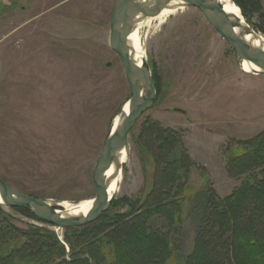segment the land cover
I'll return each mask as SVG.
<instances>
[{"label":"rangeland","instance_id":"rangeland-1","mask_svg":"<svg viewBox=\"0 0 264 264\" xmlns=\"http://www.w3.org/2000/svg\"><path fill=\"white\" fill-rule=\"evenodd\" d=\"M16 1L0 0V178L53 205L93 199L97 159L131 98L124 67L109 45L117 0ZM142 40L160 102L140 121L150 117L184 132L197 166L190 181L195 192L208 183L220 197L230 195L241 180L226 174V151L264 131V74L244 73L195 8L142 29ZM127 152L115 201L151 187L152 167L144 170L131 137ZM4 210L21 228L47 227L59 238L64 233ZM191 211L189 204L182 256L195 238Z\"/></svg>","mask_w":264,"mask_h":264},{"label":"trees","instance_id":"trees-1","mask_svg":"<svg viewBox=\"0 0 264 264\" xmlns=\"http://www.w3.org/2000/svg\"><path fill=\"white\" fill-rule=\"evenodd\" d=\"M232 1L264 35V0ZM152 70L158 104L160 84ZM131 142L144 170H153L147 192L114 201L97 222L65 230L63 240L47 227H19L0 206V264H264V131L227 149L226 174L241 182L225 197L208 183L198 192L190 187L197 166L183 131L147 117L133 129ZM189 204L195 238L182 256ZM13 211L41 223L26 210Z\"/></svg>","mask_w":264,"mask_h":264},{"label":"water","instance_id":"water-1","mask_svg":"<svg viewBox=\"0 0 264 264\" xmlns=\"http://www.w3.org/2000/svg\"><path fill=\"white\" fill-rule=\"evenodd\" d=\"M174 2L180 5H173ZM172 6H180L184 10L198 9L231 47L239 65L248 62L259 69L257 75L264 74V37L251 28L245 19L241 21L229 15L220 0H117L111 16L109 45L124 67L131 98L127 102L128 113L125 116L120 114L122 120L114 130H110L94 167L92 179L96 195L89 213L72 215L60 204L53 205L47 200L23 194L0 178L1 207L26 210L41 223L60 230L84 228L97 222L110 210L115 196L110 197L108 189L118 173H122L121 154L127 151L131 133L137 123L154 108L158 95L149 63L145 60L141 65L137 64L128 39L140 20L156 17ZM250 35L259 38L261 44L257 46L247 41ZM113 165L116 171L108 176Z\"/></svg>","mask_w":264,"mask_h":264},{"label":"bare ground","instance_id":"bare-ground-1","mask_svg":"<svg viewBox=\"0 0 264 264\" xmlns=\"http://www.w3.org/2000/svg\"><path fill=\"white\" fill-rule=\"evenodd\" d=\"M224 10L231 16L239 18L241 21H244V18L242 17V13L240 9L237 7V5L232 3V0H220ZM178 2H174L173 5H180L177 4ZM180 6H172L164 9L158 16L140 20L138 24L136 25L133 33L130 35L128 39V43L130 46V49L132 51V54L134 56L135 61L138 65H141L143 61L146 60L147 56L145 53L144 43L142 40V29H152L156 25L157 27L163 25L168 18L175 15L177 12L183 11V8H179ZM247 41L253 42L254 45L261 44V40L259 38L254 37L253 35H250L247 37ZM241 70L246 74H252L257 75L259 72V69L255 67L254 65L243 62L241 65ZM129 111L128 103L126 102L122 113L123 116H125ZM122 116L115 117L113 121V125L111 130H114L121 122ZM128 159V152L123 151L121 154V163L124 165L127 162ZM116 171L115 166L113 165L110 170L108 171L107 175L111 176ZM122 173L114 178L113 182L111 183L108 194L109 196H116L119 193V184L121 182ZM1 203V199H0ZM60 205L64 207L65 211L72 214V215H87L93 205V199L84 200L79 203H69V202H61Z\"/></svg>","mask_w":264,"mask_h":264}]
</instances>
